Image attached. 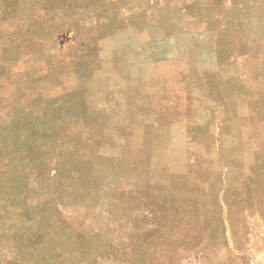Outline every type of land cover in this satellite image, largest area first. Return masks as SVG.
<instances>
[{
  "label": "rangeland",
  "instance_id": "obj_1",
  "mask_svg": "<svg viewBox=\"0 0 264 264\" xmlns=\"http://www.w3.org/2000/svg\"><path fill=\"white\" fill-rule=\"evenodd\" d=\"M0 264H264V0H0Z\"/></svg>",
  "mask_w": 264,
  "mask_h": 264
}]
</instances>
